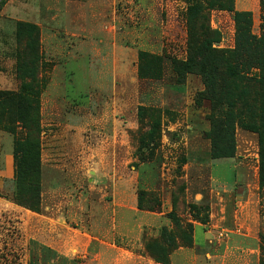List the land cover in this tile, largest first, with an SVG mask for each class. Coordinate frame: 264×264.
<instances>
[{
	"label": "rangeland",
	"instance_id": "374dc122",
	"mask_svg": "<svg viewBox=\"0 0 264 264\" xmlns=\"http://www.w3.org/2000/svg\"><path fill=\"white\" fill-rule=\"evenodd\" d=\"M235 2L0 0V264H87L88 234L161 264H264V0ZM27 151L38 199L14 173ZM207 223L227 235L200 247Z\"/></svg>",
	"mask_w": 264,
	"mask_h": 264
},
{
	"label": "crops",
	"instance_id": "0c3cea01",
	"mask_svg": "<svg viewBox=\"0 0 264 264\" xmlns=\"http://www.w3.org/2000/svg\"><path fill=\"white\" fill-rule=\"evenodd\" d=\"M249 1L250 0H236L235 2L236 9L237 10L249 9V6H250ZM2 83L5 84V82H2ZM2 141H3V137H2V134L0 133V152L3 150L1 147ZM5 151H9L8 146H7V149H5ZM6 154L4 156L0 155V164L2 162V159L3 160L6 159V161H8L11 154L9 152H6ZM7 163H5L4 167L0 168V187L3 186V182L6 179V177L10 176L7 170V166H6ZM224 208L225 206H221L220 211L224 210ZM212 215L213 213L209 214L208 223H210ZM208 223L207 224H197L195 226L194 240H195V244L200 247L202 246L204 247L206 242H211L213 238L218 239V238L224 237V234H225L224 229H222L223 232H219L217 235L214 236V233L212 232L210 226H208ZM198 231H202L203 234L205 235V237L202 236V240H199V239L197 240V238L199 237ZM226 231L228 232L229 230H226ZM52 240L45 242L47 246H49L50 249L55 250L57 254L58 253L65 254V252L62 250L63 249L62 246L58 244L59 241L56 243ZM95 241H97V245L92 246L93 242ZM83 245L84 246L81 245L78 247V250L84 252L82 254V257H87V254L93 255L90 258L91 262L87 264H161V263L155 262L151 257L147 255H143L139 252H136L126 247L118 246L115 243L106 240L105 238L103 239V237H98V236L91 235V234H88V237L84 238ZM255 250L256 248L253 251ZM250 251H252V249ZM205 254L209 257H212V255L209 252H205ZM65 255H68V254H65ZM94 259L95 261H93ZM230 260L233 261V264H238L239 259H237L236 257H233V258H230ZM227 264H231V263H227Z\"/></svg>",
	"mask_w": 264,
	"mask_h": 264
},
{
	"label": "trees",
	"instance_id": "16d2710c",
	"mask_svg": "<svg viewBox=\"0 0 264 264\" xmlns=\"http://www.w3.org/2000/svg\"><path fill=\"white\" fill-rule=\"evenodd\" d=\"M229 9L236 10V9H233V8H229ZM189 11H190L192 16H195L198 12H200L199 7L197 6V4H193L192 6H190ZM240 15H244V13H242L240 11L239 12L235 11V16L237 17V19L240 17ZM28 27L32 29L33 25H28ZM214 34H217V32H214ZM215 41H217V40H215ZM29 45L32 47V45L30 43H29ZM210 47H211V41L210 40L204 41L205 50H208ZM243 47H244V45H243ZM192 65H193V63H192L191 59H188V60H186L183 63V66H186L187 68H191ZM201 69L203 70V72H205L206 71L205 65H202ZM24 71H26V73L29 74V75H33V73H34L33 67H26L24 69ZM230 71H231V74H232L233 71L232 70H230ZM10 96H11V94H10V92L8 90L0 89V102H3L4 100H7L8 98H10ZM15 99H16L15 101L19 105L22 104V100L19 97L15 98ZM152 136L153 135H151V137ZM24 141H21V142H18V143L15 144L13 155L16 154V149L19 146H21V145L27 144V146H29V148H31L32 143L30 142V140H26L25 143H23ZM36 156H37V152L36 151H32V152L31 151L30 152L27 151V153H25L22 158H19L17 163L15 164L14 173H15V177H17V180H18L19 183L22 184L24 181H27V184H29V190L33 194L30 197H33V198L35 197L36 199H38L39 185L32 184V182L36 181V180H34L32 178H37L38 175H39V169H38V164H37V160L38 159H37ZM263 175H264V172H263ZM28 181H29V183H28ZM27 207H29V206H27ZM37 209H39V208L37 207ZM207 219H209V218L207 217ZM206 221H208V220H206ZM46 251L50 254L52 259H54V257L56 255H58V254H56V252H54L50 248H46ZM41 256H42V259H43L44 255H41ZM152 259L155 262L162 263V262H160L159 260H157L154 257ZM163 261H164L163 264H167V261L166 262H165V260H163Z\"/></svg>",
	"mask_w": 264,
	"mask_h": 264
}]
</instances>
